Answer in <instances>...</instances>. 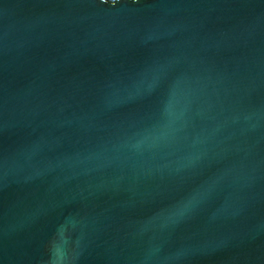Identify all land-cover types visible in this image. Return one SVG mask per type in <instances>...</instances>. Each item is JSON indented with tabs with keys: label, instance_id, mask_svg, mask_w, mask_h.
Here are the masks:
<instances>
[{
	"label": "water",
	"instance_id": "water-1",
	"mask_svg": "<svg viewBox=\"0 0 264 264\" xmlns=\"http://www.w3.org/2000/svg\"><path fill=\"white\" fill-rule=\"evenodd\" d=\"M0 264H264V0H0Z\"/></svg>",
	"mask_w": 264,
	"mask_h": 264
}]
</instances>
